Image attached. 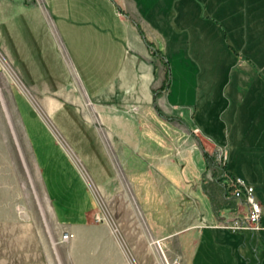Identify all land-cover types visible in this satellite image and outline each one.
Here are the masks:
<instances>
[{
	"label": "crops",
	"instance_id": "crops-1",
	"mask_svg": "<svg viewBox=\"0 0 264 264\" xmlns=\"http://www.w3.org/2000/svg\"><path fill=\"white\" fill-rule=\"evenodd\" d=\"M35 19L43 27L36 36L29 30ZM0 53V73L11 88L14 76L20 80L27 94L15 92L32 112L50 116L71 106L73 138L98 149L85 153L98 167L96 188L106 197L128 192L167 259L251 264L256 257L264 264V216L258 232L220 228V209L232 214L246 206L213 201L203 184L205 153L215 165L225 158L226 173L252 185L264 208L249 168L264 165V0H0ZM61 64L67 84L44 74L66 68ZM168 71L170 84L160 92ZM245 150L257 155L243 156ZM234 152L242 176L229 170ZM71 167L82 189L68 182L62 200L54 184L56 199L47 198L59 226L80 241L102 217L90 185ZM117 258L126 264L124 255Z\"/></svg>",
	"mask_w": 264,
	"mask_h": 264
},
{
	"label": "rangeland",
	"instance_id": "rangeland-1",
	"mask_svg": "<svg viewBox=\"0 0 264 264\" xmlns=\"http://www.w3.org/2000/svg\"><path fill=\"white\" fill-rule=\"evenodd\" d=\"M34 13L37 14V10L31 11L30 16H34ZM21 24H13L14 30L20 32ZM29 30L33 34L42 32L41 22L35 19L34 23H30ZM15 40L14 46L18 43L21 45L18 37ZM66 40L69 44L68 37ZM3 56L0 53L4 65ZM76 62L84 76L78 59ZM61 65L66 68H49L44 74H54L57 76L56 82L67 84L64 74L69 73L68 67L66 64ZM39 71H34L36 77ZM101 80L100 73L96 81ZM8 85L4 72L0 73V264H121L117 255H124L126 264H177V261L166 258L159 242L151 243L143 215L128 192L126 196L106 197L96 188L99 182V175L96 174L98 167L88 155L96 153L98 149L82 148L73 138L71 130L75 128L71 123V106L64 103L65 106L50 116L39 109L40 116L32 107L38 120L29 109L28 102L15 92L26 93L20 80L14 76V83L11 84L17 108L12 100V88ZM80 118L85 120L82 114ZM233 155L235 158V152L231 155L229 170L234 175L242 176V166L237 158L233 159ZM242 155L257 154L245 150ZM207 160L210 163L203 181L207 194L213 201L215 198L227 199V202L233 200L236 192L234 178L226 173L225 158L217 165L210 157ZM71 165L93 190L102 220L96 222L95 228L86 229L82 240L74 238L65 243L61 239L66 232L54 219L47 195L51 201L56 199L54 184L62 187L63 197L58 195L62 200L66 196L68 182L82 189L80 178L71 173ZM38 168L42 171L47 194ZM249 168L250 174L258 178L259 185H256L259 192H264V165ZM66 176L69 178L65 179ZM52 205L56 214L61 216L57 202ZM220 210H223L221 216L225 220L246 215V208H238L232 214L228 208ZM105 229H109L108 232ZM256 259L251 264H257Z\"/></svg>",
	"mask_w": 264,
	"mask_h": 264
},
{
	"label": "built area",
	"instance_id": "built-area-1",
	"mask_svg": "<svg viewBox=\"0 0 264 264\" xmlns=\"http://www.w3.org/2000/svg\"><path fill=\"white\" fill-rule=\"evenodd\" d=\"M235 186L234 199L241 201L246 206V215L238 216L230 220L223 219L221 225L222 229L232 232H258L261 230V222L264 216V208L256 197L255 188L245 181L234 178ZM102 218H96V222H100ZM75 238L73 233H64L62 235V242H70Z\"/></svg>",
	"mask_w": 264,
	"mask_h": 264
},
{
	"label": "trees",
	"instance_id": "trees-1",
	"mask_svg": "<svg viewBox=\"0 0 264 264\" xmlns=\"http://www.w3.org/2000/svg\"><path fill=\"white\" fill-rule=\"evenodd\" d=\"M143 38H144V40H145V42H146V44H147L149 50L151 51V53H152L154 56H157V57L162 58V59L165 60V56L163 55V53H161V52H160V51H159V50H158V49H157L152 43L148 42V41L145 39L144 35H143ZM166 62H167V61H166ZM167 64H169V63L167 62ZM169 84H170V71H168L165 86H163V87L160 89V92H163L164 90H166V89L168 88ZM156 94H158V93H156ZM205 157H206L207 159H209V155H208L207 153H205Z\"/></svg>",
	"mask_w": 264,
	"mask_h": 264
}]
</instances>
